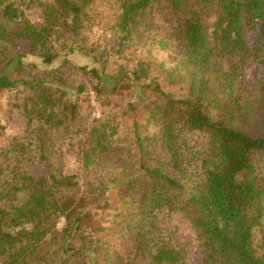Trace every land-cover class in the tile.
I'll list each match as a JSON object with an SVG mask.
<instances>
[{
    "label": "trees",
    "instance_id": "16d2710c",
    "mask_svg": "<svg viewBox=\"0 0 264 264\" xmlns=\"http://www.w3.org/2000/svg\"><path fill=\"white\" fill-rule=\"evenodd\" d=\"M4 90L0 264H264V0H0Z\"/></svg>",
    "mask_w": 264,
    "mask_h": 264
},
{
    "label": "rangeland",
    "instance_id": "374dc122",
    "mask_svg": "<svg viewBox=\"0 0 264 264\" xmlns=\"http://www.w3.org/2000/svg\"><path fill=\"white\" fill-rule=\"evenodd\" d=\"M255 32H250L251 37L254 36ZM85 36L91 40L94 37H100V39L106 40L107 35L104 32H100L99 30L93 29L89 32L85 33ZM108 50L112 51L113 47L108 43ZM161 59H167V52H158L155 50V54ZM72 61H75L79 64H88L90 65L91 61L80 54H73L69 56ZM258 67L256 65H250L246 77L244 78L246 81V85L249 91L256 92V87L254 85V78L257 77ZM90 92V100L89 104L85 103L84 106L81 108L82 114L84 119L87 121H91L94 118H97L104 106L101 103L97 102L94 97H91ZM20 97V96H19ZM121 101H124L125 98H119ZM19 100L15 97V91H0V121L5 126L2 136H0V147L6 144L7 139L10 137L22 133L25 128V121L26 119L23 115L19 112ZM76 166L74 160L71 157H66L63 159V170L66 173H69L74 169ZM99 220L102 221L103 224H107L110 219L113 218L112 213L109 211H101L98 213ZM62 220V219H61ZM61 220L59 225H61ZM162 222H165L162 220ZM165 224V223H163ZM166 229L173 231V237L177 241H186L187 242V258L188 264H197L200 256L197 252V240L195 237L194 230L190 227V225L184 220L182 216H173L171 220H169L168 224L166 225ZM164 228V230H166ZM167 232V231H165ZM164 232V233H165ZM256 240L258 244L261 246L264 245V231L259 230L257 232Z\"/></svg>",
    "mask_w": 264,
    "mask_h": 264
}]
</instances>
